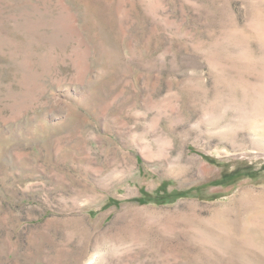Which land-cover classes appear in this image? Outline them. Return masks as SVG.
Instances as JSON below:
<instances>
[{
	"label": "rangeland",
	"instance_id": "374dc122",
	"mask_svg": "<svg viewBox=\"0 0 264 264\" xmlns=\"http://www.w3.org/2000/svg\"><path fill=\"white\" fill-rule=\"evenodd\" d=\"M0 264H264V0H0Z\"/></svg>",
	"mask_w": 264,
	"mask_h": 264
},
{
	"label": "trees",
	"instance_id": "16d2710c",
	"mask_svg": "<svg viewBox=\"0 0 264 264\" xmlns=\"http://www.w3.org/2000/svg\"><path fill=\"white\" fill-rule=\"evenodd\" d=\"M166 192V190H163V189H161V192ZM166 194V193H165ZM172 197H174V195L173 194H168L164 199L166 200V199H168V198H172ZM177 197V196H176Z\"/></svg>",
	"mask_w": 264,
	"mask_h": 264
}]
</instances>
